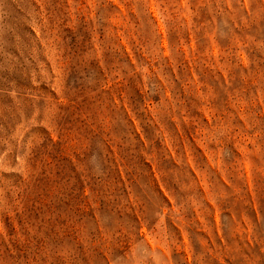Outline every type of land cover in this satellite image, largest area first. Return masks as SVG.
<instances>
[{
  "label": "rangeland",
  "instance_id": "rangeland-1",
  "mask_svg": "<svg viewBox=\"0 0 264 264\" xmlns=\"http://www.w3.org/2000/svg\"><path fill=\"white\" fill-rule=\"evenodd\" d=\"M0 264H264V0H0Z\"/></svg>",
  "mask_w": 264,
  "mask_h": 264
}]
</instances>
